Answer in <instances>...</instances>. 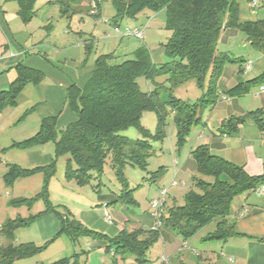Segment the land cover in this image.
I'll return each mask as SVG.
<instances>
[{
    "label": "trees",
    "instance_id": "1",
    "mask_svg": "<svg viewBox=\"0 0 264 264\" xmlns=\"http://www.w3.org/2000/svg\"><path fill=\"white\" fill-rule=\"evenodd\" d=\"M13 1L18 3V13L24 21L36 14V0ZM49 2L58 3L63 15L68 12V0ZM111 3L114 13L110 20L115 26L125 18L135 20L147 13L164 11L163 29L169 34L160 46L164 49L166 59L160 64H154L145 45L133 50L132 58L121 62H113V52L99 54L94 60L95 68L86 85L80 88L72 84L67 89L66 101L76 119L57 129V116L45 117L33 136L14 144L26 148L53 142L52 162L31 168L10 164L3 175L6 184L43 171L45 178L41 195L46 199L47 181L55 170L56 158L67 155L64 173L67 180H74L82 186L95 179V187L99 190L104 167L108 165L121 187V193L116 195L115 200H127L130 190L123 169L126 164L146 169L147 159L151 156V141L164 138V126L169 113H173L177 128V145L182 146L190 129L200 122L202 109L218 100L217 81L227 59L226 54L217 48L223 30L238 29L253 48L264 53V20L239 22L236 0H111ZM85 48L88 53L90 44ZM15 69L16 77L9 87L0 90V113L5 107L16 105V99L27 83L37 84L43 78L40 70L22 63L17 64ZM140 76L152 80L164 76V79L154 81L152 90L142 91L137 83ZM189 80H194L197 87L203 89L194 102L183 101L173 93L176 87ZM246 82L250 85L239 83L232 89L242 90V87L246 89L264 83V71ZM162 91L166 93L165 98L161 97ZM147 110L154 111L157 117V128L153 135L141 124L142 113ZM247 120L257 125L264 134V109L226 117L221 120L218 130L221 133H235ZM129 127L135 128L140 137L132 139L126 136L123 131ZM191 155L196 171L203 176L213 177V180L197 177L194 182L196 188L184 194L182 204H173L166 209L164 204L158 216L163 228L174 230L187 239L200 227L217 219L215 230L205 240L235 234L233 224L227 220L231 201L239 194L256 190L264 183V174L248 175L242 167L211 154L206 144L197 145ZM162 170L161 167L153 172L151 179L155 181ZM11 200L15 205L27 203L25 198ZM129 200L132 201L131 198ZM46 202L48 205L43 212L28 218H7L0 225L1 240L2 237L8 240L5 244L2 241L0 264H13L16 259L39 250L40 246L31 242L14 245V230L31 224L39 215L49 211L55 212L60 219L58 233L66 232L72 237L89 234L107 240L108 246L115 248L113 255L124 257L130 252L139 263L145 261L143 255L146 249L159 237V229H146L142 226L131 230L124 228L116 235L109 236L87 228L76 218L55 211L47 199ZM50 264H68V261Z\"/></svg>",
    "mask_w": 264,
    "mask_h": 264
},
{
    "label": "crops",
    "instance_id": "2",
    "mask_svg": "<svg viewBox=\"0 0 264 264\" xmlns=\"http://www.w3.org/2000/svg\"><path fill=\"white\" fill-rule=\"evenodd\" d=\"M48 1L36 0V14L30 20L24 21L18 13L17 2L0 0V90L9 87L10 82L16 77L15 66L19 63L43 73L41 82L27 83L18 95L16 105L5 107L0 113V164H3L2 169H5L2 176L10 164L31 168L52 162L54 149L53 151L51 148L46 149L44 144L26 148L14 144L33 136L45 117L57 116V129L63 128L76 119L75 113L66 101L67 89L72 84L80 88L86 85L95 68L94 60L99 55L91 56V50L86 52L85 46L90 44L92 35L83 30L81 17L74 20L80 11H88L89 0H68L69 8L65 15L62 14L58 3H48ZM236 1L239 22L264 20V0H258L255 4L253 0ZM52 7L57 9L61 17L72 19L73 26H70V21L65 27L63 25L60 31L58 28L53 29L48 21L53 12ZM40 14L45 17L38 19ZM138 19H130L132 23H127V26L144 28L145 26ZM95 23L97 21L94 20ZM120 40L122 42L123 38ZM137 42L139 47L140 43ZM145 46L154 64L164 61V49L160 45ZM217 48L219 52L226 54L227 59L217 81L220 97L215 105L219 111L216 122L211 124L208 133H205L204 129L198 133L189 150V155L184 157V160L179 161L173 158L175 176H181L179 171L181 166L184 176L188 173L192 174V185L195 178H203V175L196 171L191 155L192 149L199 144H206L211 154L242 167L248 175L264 174V134L257 125L247 120L235 133H221L218 130L221 120L226 117L264 109V91L259 90V86L264 83H258L246 89L242 87V90L241 88L232 89L239 83L250 85L246 81L264 71V53L253 48L245 39V35L235 28L223 30ZM226 75L228 78L224 82L222 80ZM230 89L232 90L229 91ZM207 123L209 125V121ZM13 148L22 149V154L20 158L12 157L13 160L9 162L3 156ZM162 187L165 186L162 184L160 189ZM180 196L177 191L170 193L168 199L171 204H166L165 196V209L173 204H179ZM109 201L106 199L104 202L108 204ZM163 209L164 206L161 210ZM152 211L150 206L149 210L146 209L134 215L133 221L130 220L127 225L123 223L125 229L131 230L140 226L146 229L151 228L155 222ZM7 218L11 217H6L1 222L3 223ZM227 220L233 224L235 234L226 238L204 239L215 230L217 219L200 227L191 241H189L190 238L185 239L174 230L160 228L158 241L161 242V251H158V257L161 264H169L172 255L179 256L182 264H264V193L254 190L239 194L232 203ZM59 221L60 219L54 213L45 212L31 224L37 223L41 237L45 238L49 235L54 237L58 233ZM121 227L123 226H120L119 230L118 228L114 230L112 234L108 232L106 234L114 236ZM206 230L208 231L204 234ZM2 241L4 244L8 243V240L3 237ZM188 246L193 250H185ZM129 262L136 264L132 257Z\"/></svg>",
    "mask_w": 264,
    "mask_h": 264
},
{
    "label": "rangeland",
    "instance_id": "3",
    "mask_svg": "<svg viewBox=\"0 0 264 264\" xmlns=\"http://www.w3.org/2000/svg\"><path fill=\"white\" fill-rule=\"evenodd\" d=\"M55 7H52L53 12L48 19L53 29L58 28V31H60L63 25L65 27L70 21V26H73L74 22H72V19L61 17L56 11L57 7ZM98 9L99 13L97 16H92L89 14V11L82 10L74 17V20L77 17H81L80 20H83L81 23L83 30L92 35L90 37L91 56L113 52L115 55L113 62H121L132 58V53L130 52L137 47V41H139L140 45L158 47L161 42H165L169 34L167 30L163 29L165 21L164 11H159L156 14L147 13V15L138 17V20L145 26L144 28L141 26L137 27L143 32V39H139L133 35H123V31L128 25L127 23H132L130 19L125 18L121 20L116 25L118 31L115 30V26L114 24L112 25L110 20L114 13L111 0H102ZM44 17V15L40 14L38 19ZM94 20L97 23L94 24ZM120 37L123 38L122 42L120 40L122 38ZM165 59L164 56L163 60ZM227 78V75L224 76L222 81L226 82ZM163 79L164 76H158L153 80L140 76L137 79V83L142 91H150L154 88V81H161ZM202 92L203 89L198 88L194 80H189L182 86L176 87L173 91L174 96L186 102H194ZM161 97H166L165 91L161 92ZM216 103L207 105L202 109L200 122L190 129L189 133L185 136V142L182 146L177 145V128L173 120V113H169L164 126V138L161 141H151V156L147 159L146 169L143 170L131 164H126L123 169L124 176L127 178L128 189L130 190L127 200H111L121 193V187L115 178L114 172L108 165L104 167L105 170L101 177L99 190L95 187L97 184L95 179L82 186L77 185L74 180H67L64 174L65 158L67 155L56 158L55 170L47 181L46 199L54 207L55 211L66 214L69 218H76L87 228L104 234L106 232L112 234L117 228L119 230L120 226H123L121 229H124L125 224L127 225L130 220L133 221L134 215L141 213L143 210H149L150 200L159 196V189L162 184L165 186L163 188L167 189V192L171 189L169 193H166V204H171L168 197L173 191H177L179 196L181 195L178 202L182 204V196L190 188L194 187L192 185L193 177L188 172V175L184 176V170L181 169V166L179 167L181 176L176 177L174 174L173 158L179 161L184 160L183 158L189 155V150L198 133L202 129L205 130V133H208L211 124L216 122V115L219 112L218 108H215ZM208 121L209 125L208 123L206 124ZM141 124L150 135H153L157 128L155 112L152 110L144 111L141 116ZM123 133L132 139L140 137L133 127L127 128ZM44 145L46 149L51 148V151H53V142H46ZM21 154L22 149L13 148L9 149L3 158L10 162L13 160L11 159L12 157L20 158ZM21 166L25 168V166ZM2 167L4 165L0 164V225L2 224L1 220L6 217L28 218L46 210L48 203L45 197L41 195L45 178L43 171L34 172L28 176L13 180L11 184H6L2 176L5 169H2ZM161 167L163 168L162 173L156 176L155 181L152 180L153 172L159 170ZM202 177L209 181L213 180L211 176ZM237 196L232 199L231 206ZM104 197L106 198L103 199ZM14 198H25L27 203L15 205L11 203V199ZM106 199L110 200L108 204L104 202ZM105 211L109 215V220L105 218ZM49 212L57 216L55 212ZM38 227L37 223H33L15 228L14 244L31 242L36 246H40V248L29 256L16 259L13 264H50L63 260L68 261V264H73V262H78V264H98L99 262L101 264H130V257L133 258L136 264H161L158 257V251H161V242L158 241L159 237L146 249L143 255L145 261L139 263L135 260L134 254L130 252H127L124 257L118 254L113 255L112 252L115 248L108 246L107 240L89 234L72 237L66 232L58 233L51 240L52 235L42 238ZM193 237H189V241ZM185 250H193V248L188 246V248L185 247ZM181 262V258L177 255H172L169 260V264H182Z\"/></svg>",
    "mask_w": 264,
    "mask_h": 264
},
{
    "label": "built area",
    "instance_id": "4",
    "mask_svg": "<svg viewBox=\"0 0 264 264\" xmlns=\"http://www.w3.org/2000/svg\"><path fill=\"white\" fill-rule=\"evenodd\" d=\"M102 0H89V14L92 16H97L99 13V4ZM258 0H253V4H255ZM115 30L118 31V27L115 26ZM123 35H133L139 39H142L143 37V32L141 29L139 28H131V27H126L125 30L123 31ZM259 90L260 91H264V84H261L259 86ZM256 191L259 193H264V183L260 184L257 188ZM167 193V189L166 188H161L159 190V196L156 198H153L150 200V206L152 208V214L155 218V222L154 224L151 226V229H160L163 227V223L162 221H160L158 219L159 214L161 213V209L164 205L165 202V196ZM105 218L107 220H109V215L107 214V212L105 211ZM1 245H2V240H1V235H0V249H1ZM164 259V258H163Z\"/></svg>",
    "mask_w": 264,
    "mask_h": 264
}]
</instances>
